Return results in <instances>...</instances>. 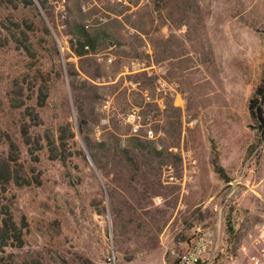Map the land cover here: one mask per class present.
<instances>
[{
  "label": "rangeland",
  "instance_id": "rangeland-1",
  "mask_svg": "<svg viewBox=\"0 0 264 264\" xmlns=\"http://www.w3.org/2000/svg\"><path fill=\"white\" fill-rule=\"evenodd\" d=\"M263 96L264 0H0V264H244Z\"/></svg>",
  "mask_w": 264,
  "mask_h": 264
},
{
  "label": "built area",
  "instance_id": "built-area-1",
  "mask_svg": "<svg viewBox=\"0 0 264 264\" xmlns=\"http://www.w3.org/2000/svg\"><path fill=\"white\" fill-rule=\"evenodd\" d=\"M216 234L209 229L199 232L186 250L173 264H223L217 259L221 251L215 243ZM255 252L247 256L244 264H264V224L257 226V236L254 238ZM261 247V248H259ZM229 264H237V255H224Z\"/></svg>",
  "mask_w": 264,
  "mask_h": 264
},
{
  "label": "trees",
  "instance_id": "trees-1",
  "mask_svg": "<svg viewBox=\"0 0 264 264\" xmlns=\"http://www.w3.org/2000/svg\"><path fill=\"white\" fill-rule=\"evenodd\" d=\"M29 2H31V0H28ZM40 6H41V8L43 9V4H41L40 3ZM78 37L80 38V37H84V35H85V32H84V30H83V28H81L78 32ZM85 45L84 44H81V47H84ZM261 88H259L256 92H258V93H260L261 92V90H260ZM254 97H255V95H254ZM261 103L263 104L264 103V96H263V98H262V100H261ZM260 103V104H261Z\"/></svg>",
  "mask_w": 264,
  "mask_h": 264
}]
</instances>
